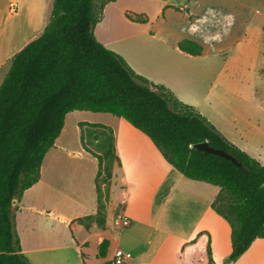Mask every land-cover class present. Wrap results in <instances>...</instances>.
Wrapping results in <instances>:
<instances>
[{"label": "crops", "instance_id": "0c3cea01", "mask_svg": "<svg viewBox=\"0 0 264 264\" xmlns=\"http://www.w3.org/2000/svg\"><path fill=\"white\" fill-rule=\"evenodd\" d=\"M252 1L117 0L106 6L102 20L95 28V36L106 48L123 56L137 74L168 88L181 102L206 116L227 140L264 165V74L260 72L264 70V49L257 52L254 60L255 86L251 97L230 94L227 104L220 101L222 106L217 105L219 110L206 96H211L216 90H220L217 95L222 96L231 92L221 84H213L210 88L205 86L206 70L212 69L208 62H204L208 59V50L221 51L223 46H217L218 42L232 39L234 49L239 48L242 39L240 25L247 18L245 14L248 13L251 19L261 15L257 6H261L262 2ZM53 2L39 0L31 7L27 0H0V75L6 71V77L15 55L43 33L49 23ZM127 15L146 19L147 22L131 21ZM177 20H182L184 26L179 25ZM29 35V40L16 49V43ZM183 42L197 44L201 53L191 55L181 51L180 44ZM209 45L213 48L210 49ZM194 69L196 76L191 72ZM188 78H195L193 81L197 84L193 90L203 89V94H207L203 97V100L206 98L204 102L199 103L191 95L193 91ZM4 79L0 80V84ZM82 112L69 113L66 119L71 115L103 117L97 115L101 113L94 116ZM87 123L100 124L114 132L120 163H113L117 171L112 173V190L121 191L119 200L115 202L120 205L117 220L123 223L122 229L130 233V243L141 248L137 255L132 256L117 243V251L124 254V263L208 264L210 245L215 264H224L232 253V243L229 224L212 208L219 187L186 178L164 159L147 135L124 118L115 116L109 117L105 123ZM54 147L44 159L40 181L24 193L22 200L32 235L41 226L48 225V215L52 214L71 229L70 237L66 239L54 232L51 240L35 236L34 243L27 240V247L21 241L22 250L31 264H57L59 260L63 264H89V254L84 246L91 234L80 220L99 212V188L97 190L95 186L96 192L90 188L91 178L97 179L99 168L96 175L94 168H88L91 176L87 195L79 196V199L69 197L64 186L61 187L62 183L52 188V178L48 179L46 174L49 172L46 171V161ZM54 161L55 173L60 179L58 165L63 160L57 154ZM75 165L80 169L78 164ZM91 194L97 199V204L93 203L97 211L89 213L84 208ZM16 201L15 208L21 200ZM110 203H113L112 199ZM167 209H170L177 229L164 224ZM109 241L107 258L95 256L98 259L96 264H109L107 259L115 243L112 239ZM114 255L112 264H115ZM73 258L76 263L71 262ZM232 264H264V239H257Z\"/></svg>", "mask_w": 264, "mask_h": 264}, {"label": "trees", "instance_id": "16d2710c", "mask_svg": "<svg viewBox=\"0 0 264 264\" xmlns=\"http://www.w3.org/2000/svg\"><path fill=\"white\" fill-rule=\"evenodd\" d=\"M116 1L54 0L43 33L15 55L0 86V264H31L16 232L14 203L40 181L44 159L61 136L66 116L75 111L124 118L186 178L219 187L212 208L231 228L229 260L236 262L257 239H264V165L227 140L193 106L137 74L123 56L97 40L95 28L106 6ZM180 49L201 53L191 42L181 43ZM87 126L103 130L100 156L86 146L85 137L92 134ZM80 127L83 148L98 159L100 172L106 160L120 163L112 129L87 123ZM203 142L227 151L243 167L194 148ZM108 247L105 239L100 257H106ZM208 256V264H215L210 245Z\"/></svg>", "mask_w": 264, "mask_h": 264}, {"label": "rangeland", "instance_id": "374dc122", "mask_svg": "<svg viewBox=\"0 0 264 264\" xmlns=\"http://www.w3.org/2000/svg\"><path fill=\"white\" fill-rule=\"evenodd\" d=\"M27 1L30 3L31 7L39 2V0ZM247 2L251 3L253 1L247 0ZM255 2H262L261 6H257V9L261 12V15L251 19L248 13L245 14L247 18L245 19V22L240 25V30L243 31L246 29V31L240 32V36L242 39L239 42V48L234 49L235 43L233 42V39L225 41L220 40L217 46H223L222 50L216 52H210L208 50V59L204 61L205 63L208 62V65L212 67L211 70H206V73L208 74L207 78H205V86L208 85L207 87L210 88L213 84H221L231 93H228L226 96H222L221 94L217 95V93H220L221 91L216 90L215 92H213V94H211V96L203 94V89L201 91L193 90L194 86L197 84L195 81H193L195 78L192 80L188 78L187 81L190 83L189 85L191 87V90L193 91L191 95L194 98H197V100H199V103L204 102V100L207 98L209 100H212V102L216 106H222L220 101L227 104V102L229 101L228 95L233 93L239 94L241 96L243 95L245 97H251L253 88L255 86V72L253 70L254 60L257 56V52L260 49H264V0H255ZM177 21L179 22V25L184 26V22L182 20ZM30 37L31 36L29 35L21 38L19 42L16 43V49L26 43ZM209 47L210 49L213 48V46L211 45H209ZM5 72L6 71H4L2 75H0V80L4 79ZM191 72L194 76H196V69L192 70ZM260 72L264 74V70ZM205 96L206 98L203 100V97ZM218 109L220 110L219 107ZM82 113L92 114L96 116L95 113L91 112L83 111ZM97 115L103 117L94 118L82 115H71L70 117H68L66 119L62 134L55 144L53 153L46 161L45 167L46 171H49L48 173L46 172L48 179L52 178L50 181V186L52 188H55L57 185L60 186L59 182L62 183L61 187L64 186L66 195L75 199H79V196H85L89 193L88 179L91 174H89L88 168H94V175L97 174L99 168L97 179L94 180L93 176L91 178L90 188L91 191L93 189L95 190V192V186H97V190L99 188V201L101 203V209L98 214L81 219L80 223L81 225L85 226L88 234H91L88 243L84 246L86 248L85 252L89 254L88 263L96 264L98 262V259H96V257L101 258V243L105 239L108 241L109 239H112L113 241H115V243L107 259L108 261H110L109 264H112L111 258L118 250L117 243H120L124 247V249H127L128 253L132 256L137 255L141 248H137L132 243H130V233L126 229H122L124 226L122 225L123 223L117 220L120 213V205L115 202L119 200L121 191L118 189L113 191V180L111 178H108L109 172L112 174L113 170L117 171L116 168L114 169V164H110L109 160H106L100 172L98 159L95 158L92 154L90 155V153L88 155V152L86 153L83 148L80 127V124L82 122L87 123L89 121H98L101 123H105L108 121L109 117L115 118V116L109 114ZM89 129L90 128L87 126L86 130ZM90 131L92 132V136L87 135L85 137L86 146H88L94 154L100 156L105 150V136L102 134L103 130L90 129ZM57 154L58 158L63 160V162H60L58 165V168L60 170V179H58V174L55 173L56 165L54 160L56 159ZM75 163L80 166V169H77ZM84 166H86V168H84ZM22 199L23 197L20 199V204L18 203V206L16 208L14 207L13 213L15 217L17 235L20 238V241H22L26 247L27 240H31V242L34 243V239L36 238L35 236H37L39 239L51 240L50 238L54 236L53 232L55 234H60L63 238L69 239L71 229H68L64 224H61L60 220L53 217L52 214L50 216L48 215L49 219H47L46 221L48 225L41 226L36 230L35 235H32L29 232L30 228L28 227L27 213L24 209ZM111 199L113 200V203H110ZM93 203L97 204V199L91 194L88 197V201L85 203L84 209L90 211L89 213H91V211L96 212L97 210L95 209V207H93ZM15 204H17V201ZM170 213V209H167L166 215L164 216V224H167V226L171 229H177L174 226V219L170 215ZM78 235L81 234L78 233ZM68 252L72 253V250H68ZM227 260H229V258H227ZM71 262L76 263V259H71ZM57 264H63V262L59 260L57 261ZM224 264H226V260L224 261Z\"/></svg>", "mask_w": 264, "mask_h": 264}, {"label": "water", "instance_id": "95a60500", "mask_svg": "<svg viewBox=\"0 0 264 264\" xmlns=\"http://www.w3.org/2000/svg\"><path fill=\"white\" fill-rule=\"evenodd\" d=\"M194 148L196 150H199V151L204 152L206 154L218 155V156L223 157L227 160H230L232 163H234L236 166H238L240 168L243 167V165L238 161V159L235 156L231 155L230 153H228L225 150L212 148L207 142L199 143V144L195 145ZM232 263L233 262L231 260H226V264H232Z\"/></svg>", "mask_w": 264, "mask_h": 264}, {"label": "built area", "instance_id": "2783aa9c", "mask_svg": "<svg viewBox=\"0 0 264 264\" xmlns=\"http://www.w3.org/2000/svg\"><path fill=\"white\" fill-rule=\"evenodd\" d=\"M115 264H123L125 262V257L122 251H117L114 255Z\"/></svg>", "mask_w": 264, "mask_h": 264}]
</instances>
